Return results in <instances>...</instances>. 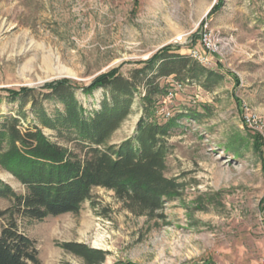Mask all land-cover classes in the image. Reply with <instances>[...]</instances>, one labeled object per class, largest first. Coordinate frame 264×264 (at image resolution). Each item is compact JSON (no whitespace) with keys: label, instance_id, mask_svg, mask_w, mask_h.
Here are the masks:
<instances>
[{"label":"rangeland","instance_id":"rangeland-1","mask_svg":"<svg viewBox=\"0 0 264 264\" xmlns=\"http://www.w3.org/2000/svg\"><path fill=\"white\" fill-rule=\"evenodd\" d=\"M202 27L220 50L207 68L220 64L223 79L212 92L179 82L177 97L163 105L162 95L153 109L157 122H176L166 175L178 180V196L154 218L130 213L103 188L75 214L39 221L15 215L19 231L36 243L39 264H84L62 249L68 242L106 252L102 264H264V0H0V90H34L20 102L0 92V121L13 115L38 124L34 104L49 116L62 110L39 93L46 83L88 86L113 69L126 76L168 45L182 55L202 52ZM174 81L159 83L166 91ZM75 95L91 112L104 91ZM246 111L261 129L243 124ZM141 115L136 95L109 144L131 136ZM0 181L24 193L1 168ZM10 205L0 198V231Z\"/></svg>","mask_w":264,"mask_h":264},{"label":"trees","instance_id":"trees-1","mask_svg":"<svg viewBox=\"0 0 264 264\" xmlns=\"http://www.w3.org/2000/svg\"><path fill=\"white\" fill-rule=\"evenodd\" d=\"M177 51L178 47L165 46L126 76L113 69L88 86L79 87L69 80L44 84L39 92L42 98L59 102L63 109L49 116L34 104L38 124L24 116H2L0 168L14 176L24 193L18 194L0 181V198L11 202L2 212L5 224L0 231V264H39L36 243L19 231L15 215L39 221L75 214L91 199L94 188H103L112 191L130 213L154 218L167 200L178 196V180L166 175L167 139L176 122L153 119L154 106L166 92L159 81L172 77L212 92L223 79V70L219 64L217 70L208 69ZM98 89L104 91L99 109L87 111L75 92L91 96ZM0 92L6 93L8 101L20 102L34 90ZM136 95L142 115L134 133L118 144H109L131 113ZM23 120L28 124L23 125ZM43 129L52 131L62 143L51 141ZM61 247L84 264L105 261L106 252L84 244L68 242Z\"/></svg>","mask_w":264,"mask_h":264},{"label":"built area","instance_id":"built-area-1","mask_svg":"<svg viewBox=\"0 0 264 264\" xmlns=\"http://www.w3.org/2000/svg\"><path fill=\"white\" fill-rule=\"evenodd\" d=\"M199 43L202 48V52H199L195 49H189L187 51V55L207 68V66H209L215 60L214 57L220 56V50L217 48L211 33L203 27L199 33ZM180 91H182V84L176 81L172 82L170 88L166 90L164 96L162 97L160 104L165 105L167 103H171L177 97V93ZM160 113H163L166 117L169 116V112H166L164 107L160 109ZM243 124L246 127L256 131L261 129L260 120L255 114H252V112L249 111H246L244 114Z\"/></svg>","mask_w":264,"mask_h":264},{"label":"crops","instance_id":"crops-1","mask_svg":"<svg viewBox=\"0 0 264 264\" xmlns=\"http://www.w3.org/2000/svg\"><path fill=\"white\" fill-rule=\"evenodd\" d=\"M218 65V64H217ZM220 65V64H219Z\"/></svg>","mask_w":264,"mask_h":264}]
</instances>
